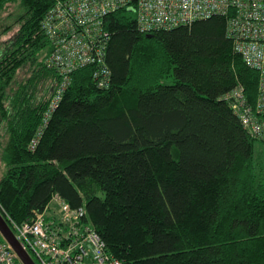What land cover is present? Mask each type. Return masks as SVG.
<instances>
[{
    "label": "trees",
    "instance_id": "1",
    "mask_svg": "<svg viewBox=\"0 0 264 264\" xmlns=\"http://www.w3.org/2000/svg\"><path fill=\"white\" fill-rule=\"evenodd\" d=\"M56 1L0 0L2 33L13 30L0 51V211L11 228L59 194L129 264H264V145L224 99L242 86L254 104L259 74L227 18L146 34L129 7L109 14L111 86H97L94 66L74 72L31 149L60 81L41 26Z\"/></svg>",
    "mask_w": 264,
    "mask_h": 264
},
{
    "label": "built area",
    "instance_id": "2",
    "mask_svg": "<svg viewBox=\"0 0 264 264\" xmlns=\"http://www.w3.org/2000/svg\"><path fill=\"white\" fill-rule=\"evenodd\" d=\"M129 7L140 32L150 34L191 25L212 16L228 21L235 51L259 74L257 98L251 104L242 86L224 99L231 102L248 134L264 145V0H57L41 22L52 45L48 68L60 76L43 122L31 141L35 149L72 83L73 73L94 66L97 86L109 88L112 73L106 64L110 33L106 17ZM17 239L37 264H129L110 253L85 207L73 208L54 194L44 212L23 224L13 222ZM0 264H24L6 240H0Z\"/></svg>",
    "mask_w": 264,
    "mask_h": 264
},
{
    "label": "water",
    "instance_id": "3",
    "mask_svg": "<svg viewBox=\"0 0 264 264\" xmlns=\"http://www.w3.org/2000/svg\"><path fill=\"white\" fill-rule=\"evenodd\" d=\"M0 234L6 240L10 246L14 249L19 259L24 264H37L31 254L24 249L23 245L17 239L15 232L5 219L4 215L0 211Z\"/></svg>",
    "mask_w": 264,
    "mask_h": 264
},
{
    "label": "rangeland",
    "instance_id": "4",
    "mask_svg": "<svg viewBox=\"0 0 264 264\" xmlns=\"http://www.w3.org/2000/svg\"><path fill=\"white\" fill-rule=\"evenodd\" d=\"M5 19H6V13L1 14L0 15V51H1V48L4 44V42L11 39L13 36V30L12 29L2 33L5 30L4 25H7L5 23ZM8 22H11V20H8ZM170 81H171V79H167V80H165V83H170ZM0 174H1V172H0ZM33 259H34V257H33Z\"/></svg>",
    "mask_w": 264,
    "mask_h": 264
}]
</instances>
